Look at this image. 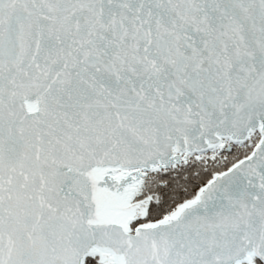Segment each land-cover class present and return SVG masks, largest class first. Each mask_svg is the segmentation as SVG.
Masks as SVG:
<instances>
[{
	"label": "snow or ice",
	"instance_id": "obj_1",
	"mask_svg": "<svg viewBox=\"0 0 264 264\" xmlns=\"http://www.w3.org/2000/svg\"><path fill=\"white\" fill-rule=\"evenodd\" d=\"M0 264H264V0H0Z\"/></svg>",
	"mask_w": 264,
	"mask_h": 264
}]
</instances>
